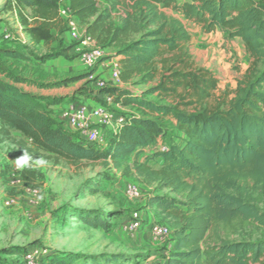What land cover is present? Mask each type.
<instances>
[{"label": "trees", "instance_id": "1", "mask_svg": "<svg viewBox=\"0 0 264 264\" xmlns=\"http://www.w3.org/2000/svg\"><path fill=\"white\" fill-rule=\"evenodd\" d=\"M12 2L20 11H33V22L23 23L34 43L49 45L56 40L55 31H68L59 16V0ZM69 8L101 48L117 49L122 82L155 83L143 95L118 87L102 89L142 115L121 114L127 122L110 133L105 148L79 143L50 110L66 97L39 96L20 85L60 89L91 74L37 83L0 63V135L11 139L18 132L37 150L69 165L103 161L119 167L135 152L155 149L160 167L139 164L137 170L174 195L149 198L152 207L176 221L174 248L162 264H264V240L233 241L215 230V242H208L211 230L220 226L230 234L249 225L264 229V0H70ZM164 10L182 15L207 34L220 30L242 40L251 65L233 98L225 93L211 103L219 89L216 75L194 64L186 28ZM116 12L117 25L112 22ZM0 55L22 58L14 50H1ZM156 93L162 103L148 98ZM166 120L183 134L182 145L161 147L170 132ZM21 176L32 183L36 172L26 168ZM83 221L109 231L95 212ZM41 258L47 264H73L80 256L52 250ZM125 259L113 256L105 263H127Z\"/></svg>", "mask_w": 264, "mask_h": 264}, {"label": "rangeland", "instance_id": "2", "mask_svg": "<svg viewBox=\"0 0 264 264\" xmlns=\"http://www.w3.org/2000/svg\"><path fill=\"white\" fill-rule=\"evenodd\" d=\"M164 13L186 28L190 37L189 52L194 64L216 75L219 89L211 103L216 104L225 93L233 98L238 82L245 78L251 65V58L242 40L229 38L220 30L207 34L200 26L185 20L176 12L164 10ZM25 19L33 22L32 10L20 11L12 0H0V51L14 50L22 55V58L16 60L0 55V63L16 74L33 78L37 83L64 79L65 76H49L45 69L47 63L51 65L59 58H68L72 45L69 33L66 31L59 34L55 31L56 40L53 43L36 44L25 31ZM112 22L119 24L118 12L113 14ZM5 31L12 33L14 38L4 40ZM104 50L106 59L99 65V68L104 67L98 76L105 75L108 87L143 95L155 84L135 86L122 82L114 86L110 82L109 62L106 61L115 58L117 49L107 47ZM70 56L77 58L73 53ZM0 77L4 78L1 74ZM97 84L98 77L94 80L86 78L48 93L51 96L66 97L61 107L77 103L81 106L86 104L90 108L105 107L120 115H142L134 107L117 103ZM148 98L163 102L158 93ZM165 125L170 132L169 137L160 142L161 147L172 143L182 145L185 141L183 134L173 130L170 120H166ZM112 131L113 127L103 128L99 148L107 146ZM73 134L78 138L76 132ZM23 149L47 161L46 166L32 168L36 172L32 183L22 180L24 169L15 167L14 161L23 155ZM154 150L135 152L128 162L119 167L112 163L106 166L103 161L69 165L37 150L32 141L18 132H13L11 139L0 135V264H47L41 258L47 254L44 253L46 250L79 254L80 258L73 264H106L107 258L113 256H124L127 263L122 264H156L166 254L170 256L174 248L173 240L164 243L155 240L159 246L155 245L149 239H154L150 227L155 223L163 224L174 233L176 221L165 217L157 206L152 207L149 198L174 195L158 182L147 180L137 170L139 164H148L153 169L160 167L161 160L155 157ZM129 186L136 187L138 198L128 194ZM260 208L264 211L263 206ZM136 210L145 216L144 224L139 230L130 231L129 218ZM92 212L106 220L109 231L94 229L84 223L83 218ZM215 230L219 231L221 237L233 241L264 240V229L258 225L243 227L236 234H230L220 226L209 233V243L215 242ZM29 256L32 262H29Z\"/></svg>", "mask_w": 264, "mask_h": 264}, {"label": "built area", "instance_id": "3", "mask_svg": "<svg viewBox=\"0 0 264 264\" xmlns=\"http://www.w3.org/2000/svg\"><path fill=\"white\" fill-rule=\"evenodd\" d=\"M70 0H59V16L66 22L68 33L72 40L71 54L73 53L91 74L90 79L98 77L97 86L101 89L108 86V80L103 74L98 76L97 68L106 59L105 50L101 48L82 28L78 19L72 14ZM4 40H12L13 34L4 32ZM110 82L118 86L121 81L120 62L112 60L109 63ZM60 120L63 125L71 127L78 138L89 146H98L102 139L103 128L113 127V131L120 129L126 122L127 117L116 114L101 106L90 108L88 105L69 104L60 113ZM164 149V148H163ZM128 194L138 198L139 193L135 186L128 187ZM145 216L141 211H133L129 218L128 230L137 231L143 227ZM151 235L155 240L162 243L174 239L173 231L163 224H152ZM48 250L44 251L47 253ZM32 262L31 257L28 258ZM156 264H162L158 262Z\"/></svg>", "mask_w": 264, "mask_h": 264}, {"label": "crops", "instance_id": "4", "mask_svg": "<svg viewBox=\"0 0 264 264\" xmlns=\"http://www.w3.org/2000/svg\"><path fill=\"white\" fill-rule=\"evenodd\" d=\"M70 55L71 54H69V56H67L68 57L67 59L59 58L55 62L51 63V65L49 63H47L45 72L48 73V75L51 76V77H53L55 75H59V76H63V77L65 76V78H70V77H76V76L89 74L88 70L81 63V61L78 58L73 59ZM121 58H122L121 56H117V54L115 53V58H113V59H111L109 61L107 60L106 62L110 63L112 60L120 62ZM102 67H104V66H102ZM102 67H100L99 70H97V72H99ZM24 77L27 78V76H24ZM87 79H90V77L87 78ZM31 80H34V79L32 78ZM57 80H60V79H57ZM20 87L22 89H24L25 91H27V92H30V93H33V94H36V95H39V96H51V94H49L48 92H51L52 90H57V89H52V90L41 89V88L36 87L35 85H30V86H28V85H20ZM74 104H77V103H74ZM66 106L67 105H64L63 107H61V104H60V105H57V106L50 107V110L52 111L54 118L56 120H58L59 122H61L60 113L64 109V107H66ZM63 127L65 128L67 133H69L71 135L74 133V131H73V129L71 127H68L66 125H63ZM73 138H74V140L78 141L79 143L86 144V143H84L83 141H81L77 137H73ZM149 239L153 240L154 244L159 246V244L157 243V241H155V239H153L152 237L149 238ZM168 258H169V255L166 254L165 258H162L160 260L163 263Z\"/></svg>", "mask_w": 264, "mask_h": 264}, {"label": "clouds", "instance_id": "5", "mask_svg": "<svg viewBox=\"0 0 264 264\" xmlns=\"http://www.w3.org/2000/svg\"><path fill=\"white\" fill-rule=\"evenodd\" d=\"M14 163L17 169L42 167L47 165V161L44 158L34 156L25 149H23V155L17 158Z\"/></svg>", "mask_w": 264, "mask_h": 264}]
</instances>
